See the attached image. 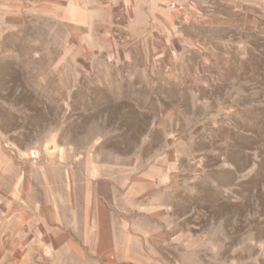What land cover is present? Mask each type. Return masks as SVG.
<instances>
[{"label": "rangeland", "instance_id": "rangeland-1", "mask_svg": "<svg viewBox=\"0 0 264 264\" xmlns=\"http://www.w3.org/2000/svg\"><path fill=\"white\" fill-rule=\"evenodd\" d=\"M166 1L106 13L81 47L0 0L5 180L88 162L98 191L147 183L161 264H264V1Z\"/></svg>", "mask_w": 264, "mask_h": 264}, {"label": "crops", "instance_id": "crops-1", "mask_svg": "<svg viewBox=\"0 0 264 264\" xmlns=\"http://www.w3.org/2000/svg\"><path fill=\"white\" fill-rule=\"evenodd\" d=\"M11 1L21 7L18 14L60 23L82 47L94 28L103 27L106 13L133 12L137 0ZM0 164V264H161L159 247L166 244L167 230L160 227V213L145 206V181L124 183L114 196L97 190L108 182L88 162L80 175L63 170L45 173L40 181L15 165L11 182L5 180L11 165ZM151 220H158L155 228Z\"/></svg>", "mask_w": 264, "mask_h": 264}, {"label": "built area", "instance_id": "built-area-1", "mask_svg": "<svg viewBox=\"0 0 264 264\" xmlns=\"http://www.w3.org/2000/svg\"><path fill=\"white\" fill-rule=\"evenodd\" d=\"M177 0H168V7L170 8V9H174V8H176V5H177V2H176Z\"/></svg>", "mask_w": 264, "mask_h": 264}]
</instances>
